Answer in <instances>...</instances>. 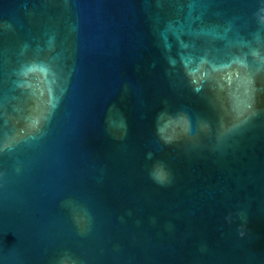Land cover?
<instances>
[{
	"label": "water",
	"instance_id": "95a60500",
	"mask_svg": "<svg viewBox=\"0 0 264 264\" xmlns=\"http://www.w3.org/2000/svg\"><path fill=\"white\" fill-rule=\"evenodd\" d=\"M226 124L0 48V264H264V137Z\"/></svg>",
	"mask_w": 264,
	"mask_h": 264
},
{
	"label": "clouds",
	"instance_id": "9594fccd",
	"mask_svg": "<svg viewBox=\"0 0 264 264\" xmlns=\"http://www.w3.org/2000/svg\"><path fill=\"white\" fill-rule=\"evenodd\" d=\"M27 71H36V70H40V71H46V69L43 66H38V65H30L28 66V68L26 69ZM247 118L244 119H239V120H232V127H236L238 126V124L245 122ZM229 130L228 125L226 124L223 127V132H226ZM151 177L160 184H164L165 182H167L169 180V176L170 173L168 172V170L166 169V167L162 164V163H158L154 169L151 171L150 173ZM229 221H231V217L228 218ZM244 226H241V231H240V235L244 236L245 232L243 230Z\"/></svg>",
	"mask_w": 264,
	"mask_h": 264
}]
</instances>
